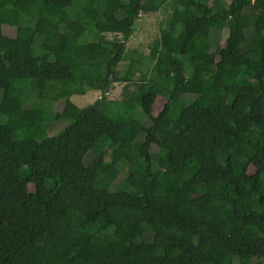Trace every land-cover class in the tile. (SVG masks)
<instances>
[{
    "label": "trees",
    "instance_id": "obj_1",
    "mask_svg": "<svg viewBox=\"0 0 264 264\" xmlns=\"http://www.w3.org/2000/svg\"><path fill=\"white\" fill-rule=\"evenodd\" d=\"M168 1L0 0V264H264V0H172L157 56L119 70L139 17ZM89 90L71 120L55 110ZM144 120L139 152L112 159Z\"/></svg>",
    "mask_w": 264,
    "mask_h": 264
},
{
    "label": "rangeland",
    "instance_id": "obj_2",
    "mask_svg": "<svg viewBox=\"0 0 264 264\" xmlns=\"http://www.w3.org/2000/svg\"><path fill=\"white\" fill-rule=\"evenodd\" d=\"M227 2H229V0H226ZM116 2L118 3V0H116ZM173 7V1L169 0L168 3L163 6L160 11L156 12V13H152V14H142L139 17L137 26H136V31L133 34V36L130 38V40L127 43L128 46V51L127 54H125L124 60L119 64L118 68L119 70H123L127 67L128 63H129V59L128 57L131 56V52H133L134 50H138V53H142L145 57H156L159 47H160V32L161 29L168 26L171 30H174V25L175 23L178 21L179 19V11L172 9ZM219 9L223 10L225 9V5L224 3H222L219 7ZM62 13H64L65 11L61 8L60 9ZM168 18L170 20V23H168ZM228 34V30H224L223 34H222V38H225L226 35ZM115 34L113 33H105L103 34V38L106 40H111L115 38ZM93 39H90L89 37L86 39L87 41H92ZM220 43H217L216 45H214L216 47L217 50H219V46ZM88 47L85 46L84 47V51L87 52ZM145 62H148V60L146 59ZM188 73L190 76H198L200 74V71L198 69H190L188 68ZM149 83L146 82H138L135 85L134 91L132 93V96L130 97L129 101L131 104H135L138 102L139 99V95L141 93H143L148 87H149ZM124 83L121 82H115L111 89L109 90V92L107 93L108 98L110 99H117L121 96V92L123 89ZM194 86H186L183 89L184 92V97L187 100H191V96L190 93L193 92V88ZM196 88V87H195ZM35 90V87L32 86L28 89V92H31ZM101 96V91L100 90H89L88 92H86L85 94H75L73 95L69 100H59L57 102L54 103L55 105V110L56 111H60V113H62L63 116H65L66 118H68L69 120H71L75 114L78 108L87 106L89 104H92L97 98H99ZM161 108V102L159 101L156 104V111H158ZM32 116V113H28V117L30 118ZM62 122V126L64 124H66L67 122H65L64 120H61ZM148 120H144L143 123H138V124H130L128 125L122 132V138H123V142L117 149H115V151L113 150L110 153V156L112 159L115 160H119L121 158L119 151L120 150H126L129 152H135L138 153L140 146L142 144L143 141V137H144V133L147 130L148 127ZM62 129V128H60ZM82 146V144H78L77 148H80ZM214 153V149L213 148H209L206 152V159L208 160ZM49 154L50 157L52 159H56V151L54 148H51L49 150ZM152 155L154 156V158L158 159V161H160L159 159V155L157 153V150L153 149L152 150ZM161 164V163H160ZM166 164L163 162V167H165ZM176 177V181L179 184H183L186 181V174L180 173L178 175L175 176ZM123 179H120L118 182V185L120 184V182ZM129 180L136 186L139 187H145L147 185L146 182V178L144 175L141 174H134L131 175L129 177ZM136 217L137 215L133 212H129L126 213V218L128 219L129 223H132L130 227V229H135L137 228V225L135 224L136 222ZM89 230L90 231H94L97 226L95 224L89 225ZM116 236L117 237H121V233L120 232H116ZM113 250V248H107L105 250H103L100 253L101 257H106L111 251Z\"/></svg>",
    "mask_w": 264,
    "mask_h": 264
},
{
    "label": "water",
    "instance_id": "obj_3",
    "mask_svg": "<svg viewBox=\"0 0 264 264\" xmlns=\"http://www.w3.org/2000/svg\"><path fill=\"white\" fill-rule=\"evenodd\" d=\"M107 93H108V90H107Z\"/></svg>",
    "mask_w": 264,
    "mask_h": 264
}]
</instances>
